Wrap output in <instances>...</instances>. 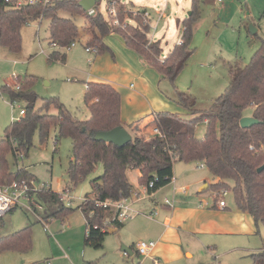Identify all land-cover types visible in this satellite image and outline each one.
<instances>
[{"label": "trees", "instance_id": "1", "mask_svg": "<svg viewBox=\"0 0 264 264\" xmlns=\"http://www.w3.org/2000/svg\"><path fill=\"white\" fill-rule=\"evenodd\" d=\"M78 2L48 0L47 3L20 7L0 2V47L12 54L20 53L23 27L28 22L43 19L49 21L51 47L68 50L79 38V29L71 19H64L59 13L84 17L85 32L89 36L85 48L93 49V54L100 55L108 50L104 38L110 34L119 35L129 50L171 84L178 105L187 114L200 117L183 120L175 114H158L154 122L161 136L153 135L149 139L138 135L139 122L129 124L127 129L133 134L132 141L119 148L93 139L96 132L110 131L121 126L120 96L110 85L93 82L86 84L84 104L89 118L82 122L73 118L63 104L55 101L44 103V114L36 111L37 95L32 90L34 77L18 79L17 91L7 85L2 88V92L8 94L11 104H25L26 114L24 118L8 125L0 137V187L34 179L25 167L11 170L8 157L12 156L17 161L20 153L27 155L33 146L32 135L36 127L39 128L41 143L48 139L49 131L53 128L56 131V144L60 138H69L72 142V160L69 162L67 177L73 187L91 174L98 164L102 165V174L91 181V195H94L96 201L129 199L133 193L127 178L129 170H138L139 186L147 194H153L171 183L174 162L197 163L203 164L213 179H218L216 183L209 184L207 190L224 189L231 192L234 206L249 214L257 226L262 225L264 228V169L257 172L264 166V37L249 63L232 72L224 93L214 100L208 111L201 114L191 95L175 89V81L192 55L190 44L196 20L200 18L199 6L202 0H191L190 15L181 22L180 43L165 58H162L160 43L148 39V21L134 17L135 26L122 24L123 0H107V8L115 3L119 25L111 24L113 18L109 22L105 20L97 9L100 1L91 15ZM65 59V54L56 49L48 57L49 62L64 63ZM51 105L56 109L55 115L48 114ZM249 107H252L251 117L258 124L243 129L240 120L245 117L243 112ZM201 123L205 124V133L199 139L195 131ZM228 181L232 182V187L227 184ZM150 183H153L152 188H149ZM36 196L45 205L46 220L56 218L64 222L74 212L72 206L66 207L60 201L59 194L50 189L42 190ZM77 209L85 218L84 246L87 248L102 249L110 228L122 227V223L118 222L104 226L107 214L104 209L96 206L95 201L90 200L89 195ZM31 246L30 226L0 238V254L26 253ZM250 257L251 264H264V250Z\"/></svg>", "mask_w": 264, "mask_h": 264}, {"label": "rangeland", "instance_id": "2", "mask_svg": "<svg viewBox=\"0 0 264 264\" xmlns=\"http://www.w3.org/2000/svg\"><path fill=\"white\" fill-rule=\"evenodd\" d=\"M123 3L126 4L122 13L124 16L123 25L128 23L135 26L134 17L130 12H143L141 11L145 9L143 7H154L156 10L166 13V17L157 20V22L155 21L156 17L153 21L151 14L152 27L148 34L152 41L160 42L162 55L166 56L172 48L171 46L178 43L179 29L181 28L178 21L190 12V0H123ZM97 9L109 22L107 0H100ZM199 12L200 18L196 20L190 44L192 55L177 77L175 89L178 92L191 95L196 101V108L203 114L208 111L214 100L224 93L230 82L232 72H236L248 64L253 54L259 49L261 38L264 37V0H229L222 5L217 4L215 0H202ZM59 16L64 19H71L79 29V38L75 41L74 50L67 51L55 48L56 51L65 54L64 63L48 61L49 55L55 50L50 45L48 20L31 21L23 27L20 53L12 54L0 47V137L3 136L5 128L13 122V119L16 121L20 118V109H25V104L22 102L11 104L8 94L2 92V88L7 85L14 90L15 82L25 77H34L32 90L37 95L36 111L44 114V111L42 112L44 103L55 101L63 104L69 114L77 121L84 122L89 118V112L84 104L85 77L74 71V68L86 67L88 55H91L84 51L85 40L83 38L87 35L85 18L81 16L72 17L64 12H60ZM148 18L150 19V16ZM251 30H256V33L251 34ZM115 38L121 40L118 37ZM76 50L81 51L80 58L71 63L72 52ZM114 54L120 62L118 54L115 51ZM102 55L109 61H113L111 53L105 52ZM15 78L17 80H14ZM174 91L167 80H161L157 85V95L163 98V102H167L170 113L183 120L200 117V115L191 116L187 114L176 102ZM48 114H56L54 105L49 107ZM149 114L152 112L150 111ZM243 114L244 116H251L252 107L245 109ZM195 132L201 138L205 133V124H199ZM55 136L56 131L51 128L48 139L41 143L39 128L36 127L32 135L33 146L27 155L23 158H17V161L9 156L8 163L13 171L17 167H26L34 176L36 188L46 185L55 192H63L65 188L70 190V195L74 199L71 204L74 212L65 220L64 231L61 228L60 219L50 218L47 220L48 232L44 230L42 223L24 207L18 206L13 211L5 213L0 219V238L30 226L32 246L26 253H1L0 264H44L46 255L50 251V242L51 240L54 241V235L58 234L60 230L63 231L61 239L65 244H73L75 235H82L83 242L84 221L80 210L77 208L87 195L89 198L93 197L91 195V181L102 174L103 167L98 164L91 174L73 187L67 177L69 162L72 160V142L69 138H60L54 146ZM152 136L153 132L150 131V134H145L144 137L150 138ZM173 165L174 173H182L189 168L193 171L190 177L183 178L176 186L187 185L197 179L213 184L211 174L206 168H198L199 164L176 161ZM127 176L133 184L138 183V174L135 170L129 171ZM227 184L230 187L233 185L231 181H228ZM202 185L203 182L199 185H191L189 192L185 195L190 194L195 198L199 197L204 204L210 203L213 207L214 201L211 194L217 190L198 193ZM225 200L227 207L233 208L234 201L231 192H228ZM39 204L45 208L43 202ZM42 209L37 211L41 219L47 216L45 214L47 212ZM112 238V235L105 237L102 250L87 249L88 252L97 256L98 264H109L110 258L115 257L116 254L124 256V264H138L142 260V257L128 256L121 252L122 245L124 246L121 242L119 244L114 243L116 245V249H114L110 243ZM263 240L264 228L259 225L257 231L250 238L246 236L235 238L236 245L240 248L232 253L227 252L222 256L218 249H214V252L211 250L200 254L198 260L184 258L180 262L171 261L164 264H251L252 260L249 256L264 249ZM245 246L253 249L251 251L243 250ZM121 264L123 263L121 262ZM144 264L153 263L146 260Z\"/></svg>", "mask_w": 264, "mask_h": 264}, {"label": "crops", "instance_id": "3", "mask_svg": "<svg viewBox=\"0 0 264 264\" xmlns=\"http://www.w3.org/2000/svg\"><path fill=\"white\" fill-rule=\"evenodd\" d=\"M124 5L126 4L124 3ZM143 8L145 9L140 8L142 9L141 11L150 13L148 14V17L150 16V19L148 18L150 29L152 27V18L154 21V17H156L155 21L157 22V20H162L166 17L165 12L156 10L154 7ZM184 18L178 21L180 25ZM180 35L181 28L179 29L178 43L171 46L172 48L167 55L174 46L180 43ZM115 37L121 40H117ZM83 39L86 44L89 38L85 35ZM148 39L151 42H155L152 41L149 36ZM103 42L108 48L106 52L111 53L113 61L104 58L102 54L105 52L97 56L93 53H88L91 55H88L87 66L78 69L74 68V71H77L80 75L85 77L84 87L87 83L91 82L104 83L110 85L118 92L121 102V127L126 129L131 136L133 134L127 129V126L136 122H139L138 134L143 136L148 133L150 134V131L155 128L154 119L156 115L165 113L173 114L170 113L167 102H163V98L157 95V85L161 80L165 79H162L161 76L154 69L150 68L137 54L129 50L124 40L119 35L110 34L104 38ZM75 47L76 44L67 51L74 50ZM114 51L118 54L120 62H118ZM80 54L81 51L78 50L72 52L70 58L71 63L80 58ZM166 56L162 55V58ZM150 111L152 114H149ZM143 116H145V118H142ZM195 135L200 139L196 132ZM135 171L139 177V171ZM192 172L190 168L184 170L182 173H174L173 171L174 182L159 189L153 194H147L138 183L133 184L128 179L133 189L131 197L127 199L129 209L131 210V218L123 222L121 228L116 229L112 227L108 231L107 235H112L113 237L112 240H110L113 248L116 249L114 243L119 244L121 242L124 244L122 247L126 248L130 253L120 250L121 252L126 253L128 256L136 255V257L140 258L141 256L136 251V243L155 242V248L149 253V257H142V260L138 264H144L146 260L153 263L154 259L162 264L165 262L170 263L171 261L180 262L184 258L198 260L200 254L205 251L212 250L214 252V249H218L221 255L224 256L227 252L232 253L238 250L240 247L236 245L237 241H235V238H239L240 236L250 238L257 231L258 226L249 214L239 211L235 206H233V208L226 206L224 209H218L216 207H211L210 203L204 204L199 197L195 198L190 194L186 196L185 194L189 192L191 185H199L203 182L201 186L203 187L204 185L208 186L211 184L204 180L197 179L189 182L187 185L176 186L183 178L190 177ZM217 181L218 179H213V183ZM185 187L188 190L186 193H181L180 190ZM198 193L202 192L198 191ZM165 199L172 201L173 205H166L164 203ZM35 201L41 203V200L38 199L37 196H35ZM42 208L44 211L45 208ZM81 215L84 221L85 237L86 222L82 213ZM45 217L43 218L44 220H46ZM49 219L50 218L47 220ZM65 225L66 222L61 221L62 229ZM63 231L60 230L58 234L56 233V235H54V241L51 240L50 251L48 255H46L47 257L45 258L44 264L47 262L50 264L97 263V256L92 252H88V248L84 246L82 235H75L73 244H65L61 239ZM107 235L105 237H107ZM262 245L264 246V240ZM247 246L250 245L247 244ZM252 249V247H243V250L251 251ZM162 259L164 260L163 262ZM121 262L123 264L125 263L123 255L116 254L115 257H111L109 260V264H121Z\"/></svg>", "mask_w": 264, "mask_h": 264}, {"label": "built area", "instance_id": "4", "mask_svg": "<svg viewBox=\"0 0 264 264\" xmlns=\"http://www.w3.org/2000/svg\"><path fill=\"white\" fill-rule=\"evenodd\" d=\"M217 4H224L225 2L229 0H215ZM0 2H5L7 4L14 5L15 7H20L22 5H34L37 3H47L48 0H0ZM88 13L91 15L94 13L93 10L88 11ZM130 14L133 15V17H139L144 22L148 21V13L147 12H130ZM118 11L115 7V3H112L107 8V16L108 18H113V21L111 22L112 25H119V21L117 19ZM40 21V20H39ZM75 43L71 44L70 47H73ZM86 53H95V50L93 49H87L85 48ZM14 80H17L15 78ZM19 89V85L17 82H15L14 90L17 91ZM14 104V103H12ZM19 117L24 118L25 117V110L20 109L19 111ZM19 118V119H20ZM18 119V120H19ZM14 121V119H13ZM17 121V120H16ZM153 135L161 136L160 132L157 130V128L152 129ZM54 146H56V142L54 141ZM23 158V154L20 153L17 158ZM205 166L203 164H199L200 169L204 168ZM174 182V178L172 179L171 183ZM153 187V183L149 184V188ZM51 190L50 186L42 185L41 187L36 188L35 186V180H30L29 182H21V183H13L9 187L2 188L0 187V217H2L5 213L9 212L11 209L17 208L18 206L24 207L26 211L31 213L37 220H39L42 225L44 226V230L48 232V225L47 221L44 219H41L39 215L37 214L38 210L42 209V206L35 201V196L41 192L42 190ZM144 189V188H143ZM188 189L182 188L180 190L181 193H186ZM145 191V189H144ZM55 192V191H54ZM60 196V201L63 202V204L66 207H71V204L73 202V197L70 195V190L65 188L63 192H56ZM211 198L214 201V206L218 209H224L226 208V200L225 198L228 196L227 190H219L216 192H212ZM90 198V200L95 201L96 206L99 208H102L105 210V213L107 214V218L104 220V226H110L114 222L123 223L131 218V210L129 209V204L126 200H120V201H103L99 202L96 201L94 195ZM85 200V198H84ZM83 200V201H84ZM82 201V202H83ZM164 203L166 205L172 206L173 202L169 201L168 199H165ZM155 248V242H138L136 243V251L141 257H149V253ZM154 264H162L158 260H153ZM46 264H50L47 262Z\"/></svg>", "mask_w": 264, "mask_h": 264}, {"label": "water", "instance_id": "5", "mask_svg": "<svg viewBox=\"0 0 264 264\" xmlns=\"http://www.w3.org/2000/svg\"><path fill=\"white\" fill-rule=\"evenodd\" d=\"M100 0H79L78 5L85 11L88 12L90 10H93V8L96 6V4ZM190 13H188L187 16H189ZM251 34H255L256 30H251ZM258 124V121L255 120L252 117H243L240 120V127L243 129L250 128L254 125ZM93 139L97 142H104L106 144H111L115 147H123L126 144L130 143L132 141V136L129 134V132L124 129L123 127H116L110 131H99L96 132L93 136ZM264 169V166L260 167L257 172H261ZM208 188L207 185H204L200 188L199 192L206 191ZM111 232V231H110ZM121 250L123 252H129L126 248L122 247ZM130 253V252H129Z\"/></svg>", "mask_w": 264, "mask_h": 264}]
</instances>
